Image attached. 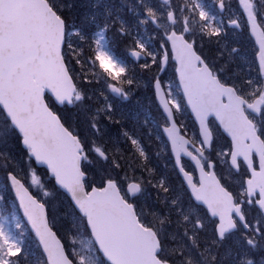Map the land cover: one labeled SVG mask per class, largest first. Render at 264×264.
Here are the masks:
<instances>
[{
	"label": "snow or ice",
	"instance_id": "1",
	"mask_svg": "<svg viewBox=\"0 0 264 264\" xmlns=\"http://www.w3.org/2000/svg\"><path fill=\"white\" fill-rule=\"evenodd\" d=\"M0 206V264H264V0H0Z\"/></svg>",
	"mask_w": 264,
	"mask_h": 264
},
{
	"label": "trees",
	"instance_id": "2",
	"mask_svg": "<svg viewBox=\"0 0 264 264\" xmlns=\"http://www.w3.org/2000/svg\"><path fill=\"white\" fill-rule=\"evenodd\" d=\"M9 211H10V208H9ZM9 214V213H8Z\"/></svg>",
	"mask_w": 264,
	"mask_h": 264
}]
</instances>
